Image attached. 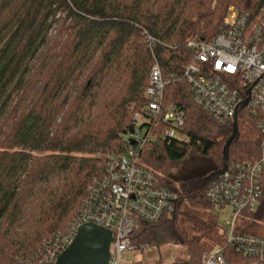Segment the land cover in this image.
I'll return each mask as SVG.
<instances>
[{
	"label": "trees",
	"instance_id": "16d2710c",
	"mask_svg": "<svg viewBox=\"0 0 264 264\" xmlns=\"http://www.w3.org/2000/svg\"><path fill=\"white\" fill-rule=\"evenodd\" d=\"M230 7L256 19L264 0H0V264H42L45 243L67 232L107 159L125 154L154 62L165 80L175 78L164 99L183 110L187 141L158 136L140 152L177 200L131 240L187 254L155 264H200L207 243L220 239L205 190L223 170L234 122L220 124L192 102L186 45L210 42ZM235 122L227 163L257 160L255 116L240 107ZM190 154L212 166L173 177ZM243 218L242 233L264 237V203Z\"/></svg>",
	"mask_w": 264,
	"mask_h": 264
},
{
	"label": "built area",
	"instance_id": "2783aa9c",
	"mask_svg": "<svg viewBox=\"0 0 264 264\" xmlns=\"http://www.w3.org/2000/svg\"><path fill=\"white\" fill-rule=\"evenodd\" d=\"M147 43L152 49L155 40L147 36ZM186 48L192 58L183 79L190 87L192 102L220 124L233 120L238 109L244 107L255 116L261 134L260 157L228 163L205 190L212 208H229L231 212L230 219L220 225L224 244L202 253L200 264H264V237L240 230L243 213H256L264 203V11L253 19L230 7L210 42L191 41ZM174 80L173 76L165 80L159 64L153 63L144 90L146 105L132 116L125 154L107 159L67 232L45 243L42 264H55L84 224L111 233L108 264H134L122 256L147 247L136 246L131 240L139 224L155 223L173 211L177 195L161 186L156 176L140 164L139 155L158 136L187 141L182 132L183 110L164 99L166 86Z\"/></svg>",
	"mask_w": 264,
	"mask_h": 264
},
{
	"label": "rangeland",
	"instance_id": "374dc122",
	"mask_svg": "<svg viewBox=\"0 0 264 264\" xmlns=\"http://www.w3.org/2000/svg\"><path fill=\"white\" fill-rule=\"evenodd\" d=\"M211 163L207 162L204 158L196 155L190 154L189 158L185 161L183 165L176 166L172 168L171 175L176 177L182 170H185L187 173H204L210 169ZM230 209H215L208 213L217 223L218 227L223 222H226L230 219ZM215 239L220 238L219 240L208 242L206 245V252H213L219 246L224 244V239L221 231ZM127 262L137 263V264H155L158 260H162L165 263H173L183 261L187 258V254L182 247L175 245H163L159 248L146 247L141 249L138 247L137 251H133L128 255L122 256Z\"/></svg>",
	"mask_w": 264,
	"mask_h": 264
},
{
	"label": "water",
	"instance_id": "95a60500",
	"mask_svg": "<svg viewBox=\"0 0 264 264\" xmlns=\"http://www.w3.org/2000/svg\"><path fill=\"white\" fill-rule=\"evenodd\" d=\"M236 115L233 117L234 133L224 148L226 169L228 147L236 133ZM132 144V141H129ZM111 233L93 224H84L55 264H108L110 259Z\"/></svg>",
	"mask_w": 264,
	"mask_h": 264
},
{
	"label": "snow or ice",
	"instance_id": "6c2138e0",
	"mask_svg": "<svg viewBox=\"0 0 264 264\" xmlns=\"http://www.w3.org/2000/svg\"><path fill=\"white\" fill-rule=\"evenodd\" d=\"M232 69H229V71H231Z\"/></svg>",
	"mask_w": 264,
	"mask_h": 264
}]
</instances>
